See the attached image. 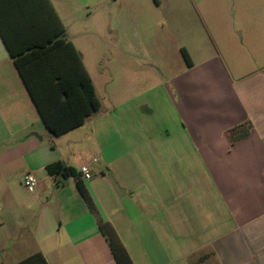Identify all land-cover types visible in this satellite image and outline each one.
Masks as SVG:
<instances>
[{
	"label": "crops",
	"instance_id": "obj_1",
	"mask_svg": "<svg viewBox=\"0 0 264 264\" xmlns=\"http://www.w3.org/2000/svg\"><path fill=\"white\" fill-rule=\"evenodd\" d=\"M40 1L0 0L7 42L0 36V264L36 254L45 264H117L98 220L112 228L132 264H264V65L233 78L217 60L189 58L190 66L162 86L161 98L129 106L114 105L109 95L107 109L84 63L93 32L74 29L79 12L92 18V0H48L65 30L63 44H54L62 37H54L57 28L47 32L41 19L34 30L23 23ZM251 45L259 43L248 41L247 50ZM10 50L19 58L33 53L23 69L52 100L50 110L56 107L57 129L82 112L72 111L71 100L65 104L58 85L78 95V58L99 111L53 136ZM245 123L248 136L230 144L226 133ZM86 143L94 156L87 163L79 160ZM55 162L76 170L96 214L74 179L56 185L48 175L46 166ZM84 165L89 181L79 173ZM25 173L37 179L34 191L23 186ZM26 233L33 255L25 249ZM8 243L18 247L4 262Z\"/></svg>",
	"mask_w": 264,
	"mask_h": 264
},
{
	"label": "rangeland",
	"instance_id": "obj_2",
	"mask_svg": "<svg viewBox=\"0 0 264 264\" xmlns=\"http://www.w3.org/2000/svg\"><path fill=\"white\" fill-rule=\"evenodd\" d=\"M91 5L92 18L79 12L74 29L93 32L95 43L84 63L107 109L109 95L114 105L129 106L161 98L170 77L186 70L181 49L196 64L223 63L233 78L264 65V0H92ZM251 40L259 45L247 50ZM79 155L85 163L94 158L87 143ZM23 242L33 255L31 235ZM3 247L9 262L18 245Z\"/></svg>",
	"mask_w": 264,
	"mask_h": 264
},
{
	"label": "trees",
	"instance_id": "obj_3",
	"mask_svg": "<svg viewBox=\"0 0 264 264\" xmlns=\"http://www.w3.org/2000/svg\"><path fill=\"white\" fill-rule=\"evenodd\" d=\"M37 6H38L37 7L38 9L29 11L28 14H23V19H22L23 23L26 25L27 28L34 30L37 23L38 22L40 23L39 19H41V24L44 23L47 28L46 31L57 28L58 32L54 34V37L55 38L62 37V40H57L54 42V44H63V39L65 38V30L62 27L59 19L55 15L49 1L48 0L40 1ZM0 36L2 37L4 42L7 44L6 38L1 30V25H0ZM67 45L72 49L70 44H67ZM32 48L34 47L32 46ZM32 48H29L30 51H32L31 50ZM10 54L12 58L14 59V63L19 70L22 80L24 81V84L26 85L28 89V92L40 114V117L43 123L45 124L46 128L49 130V132L53 136H60L66 133L67 131H69L70 129L79 127L80 125H82L84 118L90 115H93L99 111L100 101L96 97L94 87L92 85V82L88 74L84 70L80 62V59L77 57L75 53V56L78 58L77 62H78V68H79V80H78L79 93L78 95L72 94L71 96L69 92L65 90V88L62 89L61 85L60 84L58 85H59V88L62 94L66 96L65 104L69 105V102H70L69 100H71L72 101L71 104H73L72 111L77 112L78 110H80L82 112H81V115L77 118V121H75V123H73L72 125H68L67 127L57 129L55 122L53 121V114L51 112V110L55 111L56 107L53 106V108H51L50 110L49 104L50 103L52 104V100L48 96L46 97L38 92L35 86V81L37 78H32L27 73V70L23 69L24 67L23 62L25 60L27 59L30 60L27 63L33 62V59H32L33 53H26L24 55L25 56L24 58H19V56L17 54H14L12 50H10ZM181 54L186 64L190 66V59L186 51L181 49ZM21 60H23L22 64H21ZM75 98H77V100H75ZM76 101L78 102V107L77 106L75 107L74 105ZM250 129H251L250 124L245 123L243 125H240L236 128L229 130L226 133V137L230 144H234L246 138L249 134ZM46 172L48 173L50 177L54 179V182L56 183V185H59V184L63 185L64 182L69 178L74 179L76 188L79 194L81 195V197L83 198V200L85 201L88 207V210L92 214H96V210L92 204V201L90 200L85 190L84 185L80 182L79 174L76 172L75 169L69 166H66L65 164L61 162H55V163H52L46 166ZM98 226H99V229L102 235L105 237L108 243L110 252L115 262L117 264H132L127 253L125 252L124 248L120 244L112 228L108 224L101 223L100 220H98ZM19 264H45V262L39 254H36L20 262Z\"/></svg>",
	"mask_w": 264,
	"mask_h": 264
},
{
	"label": "built area",
	"instance_id": "obj_4",
	"mask_svg": "<svg viewBox=\"0 0 264 264\" xmlns=\"http://www.w3.org/2000/svg\"><path fill=\"white\" fill-rule=\"evenodd\" d=\"M79 173L82 179L86 181L92 178V172L87 165L81 166ZM22 184L27 190L34 191L37 188L38 182L33 174L25 173L22 177Z\"/></svg>",
	"mask_w": 264,
	"mask_h": 264
}]
</instances>
